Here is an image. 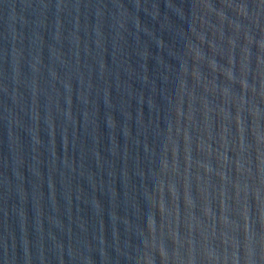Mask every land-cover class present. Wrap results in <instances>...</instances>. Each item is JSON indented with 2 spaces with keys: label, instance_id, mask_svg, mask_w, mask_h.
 Instances as JSON below:
<instances>
[{
  "label": "water",
  "instance_id": "obj_1",
  "mask_svg": "<svg viewBox=\"0 0 264 264\" xmlns=\"http://www.w3.org/2000/svg\"><path fill=\"white\" fill-rule=\"evenodd\" d=\"M0 264H264V0H0Z\"/></svg>",
  "mask_w": 264,
  "mask_h": 264
}]
</instances>
